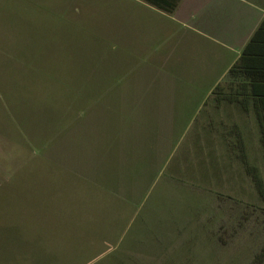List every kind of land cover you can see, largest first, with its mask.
<instances>
[{"label":"rangeland","instance_id":"1","mask_svg":"<svg viewBox=\"0 0 264 264\" xmlns=\"http://www.w3.org/2000/svg\"><path fill=\"white\" fill-rule=\"evenodd\" d=\"M62 1L24 0L30 11L39 4L40 14L11 10L15 29L0 36V48L9 43L41 48L0 51V264H252L264 239L263 204L257 194H249L248 185L246 192L224 200L221 181L201 179L202 150L195 131L184 132L158 178L142 184L140 194L128 201L120 189L132 188L137 179L119 180L128 175L113 158L98 160L94 171L97 157L90 149L98 146L78 136L73 149L74 126L64 133L67 144L60 155L59 139L50 143L48 153L39 135L26 138L11 123L17 113L28 131H55L60 113L56 86L62 102L67 100L102 53L103 43L91 42L96 39L87 13L96 0H80L86 13L76 20L53 16ZM111 8L116 13L124 7L112 0ZM0 22L6 25L3 17ZM6 115L12 134L1 131L7 128L2 123ZM54 135L49 133V139ZM55 157L71 164H58ZM74 166L94 175L70 170ZM137 167L145 170L143 164ZM210 215L212 223L207 222Z\"/></svg>","mask_w":264,"mask_h":264},{"label":"crops","instance_id":"2","mask_svg":"<svg viewBox=\"0 0 264 264\" xmlns=\"http://www.w3.org/2000/svg\"><path fill=\"white\" fill-rule=\"evenodd\" d=\"M111 2L103 0L98 5L96 0L87 11L90 33L96 39L91 42L93 46L95 41L102 42V53L99 59L92 60L67 100L62 102L61 87L56 86L60 113L55 131H28L23 115L17 113L16 123H11L26 138L39 135L40 147L48 153L50 143L59 139L60 155L61 147L67 144L64 133L74 126L73 149L79 139L98 146L90 149L97 157L94 171H98V162L103 158H113L128 175H119V180L125 183L132 177L137 179L132 188L120 189L128 201L140 194L137 190L142 184L158 178L184 132L193 130L199 133L195 135L204 157L201 179L221 181L226 200L240 195V181L245 180L249 194L252 191V197H256L254 181L264 178V156L259 151L264 124L258 118L255 101L248 96L247 104L242 106L244 95L232 93L220 105L206 102L264 18V0H182L171 14L143 0H118L124 8L113 13ZM26 3L0 0V17L6 20L5 26L0 22V36H6L2 31L15 29V12L11 10L28 16L40 14L36 10L39 4L30 11ZM102 5L104 10L98 8ZM83 10L86 11L80 0H63L53 16L76 20L86 13ZM0 51L39 52L41 48H13L9 43ZM92 52L94 56V47ZM2 95L9 97L3 91ZM6 117L9 115L2 123L7 128L1 131L12 134ZM54 132L49 139V133ZM239 146L246 149L247 168L240 158ZM55 159L58 164H71L63 158ZM156 160H161L158 165ZM140 164L144 171L137 167ZM73 168L70 170L90 178L94 175V171Z\"/></svg>","mask_w":264,"mask_h":264},{"label":"trees","instance_id":"3","mask_svg":"<svg viewBox=\"0 0 264 264\" xmlns=\"http://www.w3.org/2000/svg\"><path fill=\"white\" fill-rule=\"evenodd\" d=\"M143 1L159 10L171 14L176 10L182 0ZM232 93H240L241 95H244V97L241 98L242 106L247 104L248 96H250L255 101V106L258 110V118L262 124H264V114L261 112V110L264 111V18L243 48L240 58L231 66L223 80L215 86L208 98V101L206 102V105L210 102L220 105L221 102L224 100L226 101ZM229 99L232 100L231 98ZM201 112L203 113V110ZM201 115L202 114L200 113L196 120H199ZM261 141L262 147L259 151L264 156V130L261 132ZM194 143L196 144V142ZM197 147L200 151L202 150L201 144L200 146L197 145ZM239 155L247 168L248 162L246 149L243 146H239ZM203 160L204 157L202 156V163ZM200 173L201 172H198L197 174L200 176ZM257 175L259 176V174ZM240 182L241 191L243 190L246 192L247 189L245 187L248 185V181L241 180ZM254 182L256 185V194L258 195V199L263 204V206H261V210L264 212V178L258 177ZM225 197L226 196L224 195V200H226ZM227 198L233 199L234 197L229 196ZM224 211H226V209H224ZM211 216L212 215H210V219L207 220L208 223H212ZM218 227L219 229L222 228V232L226 233V231L223 230V225ZM222 237L221 233L219 238L221 239ZM120 263L122 264L121 261ZM251 263L264 264V239L260 248L254 254Z\"/></svg>","mask_w":264,"mask_h":264}]
</instances>
